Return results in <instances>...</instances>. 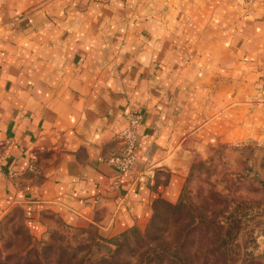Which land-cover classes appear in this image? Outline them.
<instances>
[{"label": "crops", "instance_id": "obj_1", "mask_svg": "<svg viewBox=\"0 0 264 264\" xmlns=\"http://www.w3.org/2000/svg\"><path fill=\"white\" fill-rule=\"evenodd\" d=\"M0 0V220L119 235L173 206L194 158L264 152V0ZM139 117L136 161L104 160ZM34 156L36 173L27 170Z\"/></svg>", "mask_w": 264, "mask_h": 264}, {"label": "rangeland", "instance_id": "obj_2", "mask_svg": "<svg viewBox=\"0 0 264 264\" xmlns=\"http://www.w3.org/2000/svg\"><path fill=\"white\" fill-rule=\"evenodd\" d=\"M32 222L20 209L0 220V264H264V152L194 158L179 202L159 205L143 230L112 235L52 212Z\"/></svg>", "mask_w": 264, "mask_h": 264}, {"label": "built area", "instance_id": "obj_3", "mask_svg": "<svg viewBox=\"0 0 264 264\" xmlns=\"http://www.w3.org/2000/svg\"><path fill=\"white\" fill-rule=\"evenodd\" d=\"M252 1L253 0H240V3H251ZM140 124L141 121L139 117H131L126 127L115 137L118 145V152L104 160V162L119 175V178L113 183L114 189L120 186L121 177L129 172L135 164ZM4 157L5 153H0V178L5 175L10 179H16L19 176L18 173L4 171L2 167ZM27 170L29 173L37 172L34 164V156H31L29 159Z\"/></svg>", "mask_w": 264, "mask_h": 264}]
</instances>
